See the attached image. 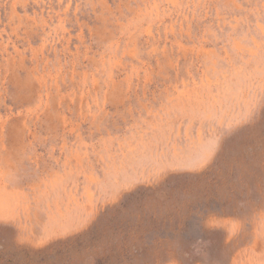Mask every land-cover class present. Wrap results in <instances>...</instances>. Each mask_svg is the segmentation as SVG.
<instances>
[{
  "label": "rangeland",
  "instance_id": "374dc122",
  "mask_svg": "<svg viewBox=\"0 0 264 264\" xmlns=\"http://www.w3.org/2000/svg\"><path fill=\"white\" fill-rule=\"evenodd\" d=\"M0 264H264V0H0Z\"/></svg>",
  "mask_w": 264,
  "mask_h": 264
},
{
  "label": "trees",
  "instance_id": "16d2710c",
  "mask_svg": "<svg viewBox=\"0 0 264 264\" xmlns=\"http://www.w3.org/2000/svg\"><path fill=\"white\" fill-rule=\"evenodd\" d=\"M147 252H148V249L144 248V249H139V250H135V255L137 256L138 260H140V258L142 257V261H144V257H148L147 256ZM137 260V261H138Z\"/></svg>",
  "mask_w": 264,
  "mask_h": 264
}]
</instances>
